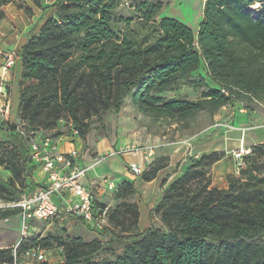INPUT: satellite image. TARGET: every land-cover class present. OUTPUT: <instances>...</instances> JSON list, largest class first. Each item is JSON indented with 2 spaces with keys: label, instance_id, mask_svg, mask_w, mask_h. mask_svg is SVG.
Listing matches in <instances>:
<instances>
[{
  "label": "trees",
  "instance_id": "trees-1",
  "mask_svg": "<svg viewBox=\"0 0 264 264\" xmlns=\"http://www.w3.org/2000/svg\"><path fill=\"white\" fill-rule=\"evenodd\" d=\"M19 1L0 0V24L4 7ZM254 5L260 8L257 17L249 10ZM51 7L53 16L17 55L23 72L15 135L23 152L12 148L17 157L3 154L0 167L10 166L21 189L15 180H0V199H20L41 185H25L41 171L30 155L36 134L60 138L59 124L67 122L86 140L91 120L118 115L128 97L152 124L185 129L205 112L213 118L236 103L264 105V0H204L197 31L160 18L164 0H56ZM200 70L205 75L194 80ZM184 84L193 85L200 98L163 96ZM225 156L214 151L192 158L165 180L151 211L159 225L139 231V208L129 200L138 189L125 181L123 201L112 213L97 202L107 209V225L96 239L31 235L17 261L40 247L61 249L58 264H264V144L242 157L238 173L227 176V188H214L210 169ZM169 164L166 157L156 158L140 179L154 181ZM14 262L13 247L0 248V264Z\"/></svg>",
  "mask_w": 264,
  "mask_h": 264
},
{
  "label": "rangeland",
  "instance_id": "rangeland-1",
  "mask_svg": "<svg viewBox=\"0 0 264 264\" xmlns=\"http://www.w3.org/2000/svg\"><path fill=\"white\" fill-rule=\"evenodd\" d=\"M38 1L39 5L35 4V0H20L19 2L10 6V8L12 9V13L16 15L14 23L17 27V30L20 32L19 34L25 32L29 27H32L33 25H37L39 23L40 18H29L31 17L30 15L33 14V9L37 12H46L50 9V13L53 14V7L51 6L56 0ZM164 4L165 8L160 13V18H173L187 25L194 31L198 30L199 24L201 23L203 18L204 0H164ZM30 7H32V9ZM249 10L254 17H257L260 13V8L258 5L250 7ZM2 23L4 24L5 22H1L0 28L3 27ZM15 25H13V27ZM14 68V72L12 71L14 73V76L12 77L11 81V94L8 101V108L10 110L11 119H7V121H4V119L0 117V145L3 146L0 148V157L3 154H7L8 157L12 159H14V156L17 155L15 152L11 151L12 148H16V146H18L23 152L20 141L15 135V126L18 124V80L21 71L20 63L18 61ZM204 75L205 72L200 70L195 74L194 80H197L199 76ZM8 91L9 88L6 87V92ZM163 96L167 98L186 97L188 99L196 100L200 98L201 93L196 91L193 85L184 84L177 90L164 94ZM239 105L240 103L235 104L237 111L235 126L233 127V129H239L238 127L241 125L251 126L255 123L261 124L260 120L256 118L253 119L248 115H241L238 109ZM241 105L243 108H248V113H264V105H259L256 103ZM229 110L230 107L228 111H226V114L220 113V115L217 114L213 118L206 112L202 113L196 118L193 123H191V126L188 129H185L181 125L173 123L152 124L150 120L143 117L136 111V109L132 105L131 98L128 97L122 107L121 112L118 115L106 113L91 120L90 130L86 140L80 139L76 131H74L73 127L67 122H61L59 124V129L63 134V138L69 140L68 142L74 141L75 147L77 149H82V154L85 159L88 162H92L93 165L97 162H100L101 158L107 157V159L102 163L104 165L98 168L99 172H102L101 169L103 167H109V162L112 158H116L120 162L121 167L124 169V173L116 172L113 173L110 177H107L105 174L101 177H97V179H95L96 181H94L97 182L95 188H98L100 190L97 192V194H95L98 202L108 207L109 212L112 213L123 201V199L120 197L122 194L123 183L131 177H136L132 174L130 165H128V163L124 161V158H131L132 156L138 154L140 150L139 146L147 144L146 142L149 143V140L151 141L150 143H152L154 146H157L154 147V150L156 148L159 150L165 148L167 145H176L177 142L188 140L190 148H192V150L189 151L187 155L188 166L192 158L198 159L203 155V150L208 151L212 147L219 148L218 145L222 141H227V139L229 140V138H231L230 134L232 131L230 130L232 128L231 123L233 120L227 118L231 115V112ZM48 134L52 135L53 133ZM245 137L247 140V145H253V143H257V141L264 140V126L260 128L250 127L249 129L244 131V138ZM125 140L126 142L129 141V143L124 144ZM213 143L215 144L212 145ZM175 150H178V148ZM216 151L223 152L220 150ZM180 152L186 153V149H182L180 150ZM211 152H214V150H210V152L207 153ZM239 152L240 150L230 152V155H228L227 159L224 161L225 167H229L230 164H233V162H235L234 158L241 165V160L235 157V154ZM165 154L166 153H163V150L158 151V154L154 159L158 157H166ZM166 158L170 160L169 157ZM16 160L17 159L15 158V161ZM181 163L182 160L179 162V165H181ZM99 164L100 163H98V165ZM179 168L180 166L176 167L172 174L178 172ZM210 176L212 180V187L214 188H222L223 181H226L227 177L226 171L223 167H218L214 171V173L212 167L210 169ZM217 176L222 177V179L220 178L219 180ZM105 178H107V183L105 182ZM0 180L4 182H11L12 180H15V189L17 191L21 189L19 186V180L12 173L9 165L0 167ZM39 180V173L33 172L32 176L29 179L25 180V185L28 186L33 182H39ZM110 182H112L116 186L115 189H109L108 186ZM139 188H141V185H139ZM142 191L143 190L141 188L140 195L129 198L130 202H138L140 204L145 203L146 206L150 205L153 200H148L146 193ZM142 209L144 210V208ZM143 216L144 222L142 223V227H144L145 222L149 221L144 213ZM4 220L5 219L0 216V248H11L16 241L17 222L14 217H10L8 222H5ZM155 224L159 225L157 220L155 221ZM48 225H50L49 229H47ZM52 232H59L62 234L65 233V235L69 239L82 237L86 242H89L92 238L88 236L89 233L87 232V230H85V226L80 221L71 222L70 220L67 222L55 218L50 222V224L48 222H37L33 224L32 235L34 237L46 236L47 234ZM120 251L121 249L118 250V252ZM62 254L63 253L61 249L52 250L49 252L47 263H37L31 261L29 263L58 264L62 260Z\"/></svg>",
  "mask_w": 264,
  "mask_h": 264
},
{
  "label": "built area",
  "instance_id": "built-area-1",
  "mask_svg": "<svg viewBox=\"0 0 264 264\" xmlns=\"http://www.w3.org/2000/svg\"><path fill=\"white\" fill-rule=\"evenodd\" d=\"M16 57L14 53L0 49V58L3 60L0 83V117L4 121H7L8 109L6 100L8 93L4 85V78L15 66ZM21 129L19 127L17 132L20 133ZM32 135L28 134V136ZM71 143L75 144L74 141H71ZM248 153V151L240 149V152L235 154V157L242 160V157ZM30 155L32 161L40 165L41 171L47 177V181L34 190L27 191L20 199L12 201L0 199V216L14 212L16 215L13 217L18 218L20 223L18 240L13 246L14 264H30V261L45 263L48 261L49 252L40 247L29 250L25 254L26 260L24 262L17 261V251L22 242L31 238L34 223H50L55 218L67 222L75 219L80 221L89 231L95 233L102 231L107 225V209H100L97 205L99 202L97 203L93 192L83 183L92 167H83L80 164L81 153L79 149L74 146L69 152H59L53 139L40 133L31 139ZM106 159L107 157H103L100 162L94 165L101 164ZM130 170L136 177H140L143 173V169L136 164L130 165ZM105 180L107 183V179ZM108 187L110 190L116 188L112 182L109 183ZM9 218H5L4 221L8 222Z\"/></svg>",
  "mask_w": 264,
  "mask_h": 264
},
{
  "label": "crops",
  "instance_id": "crops-1",
  "mask_svg": "<svg viewBox=\"0 0 264 264\" xmlns=\"http://www.w3.org/2000/svg\"><path fill=\"white\" fill-rule=\"evenodd\" d=\"M11 5L4 7L5 19L2 22H5V23L4 24L2 23L3 27L0 28V48L3 50L6 49L5 52L6 51L13 52L17 56L19 54V52L21 51V49L24 47V45L28 42L31 34H37L39 32L40 28L42 27V25L44 24V22L46 20H48L49 18H51L53 16V14L50 13V9L47 10L46 12H41V11L37 12L33 9L32 10L33 14H31L30 15L31 17H29V18L30 19L33 17H34V19L40 18L39 23L37 25H33L32 27H29L25 32H22L21 34H19L20 32L17 30V27L14 23L16 15H14V13H12V9L10 8ZM30 8L32 9V7H30ZM13 25H15L14 26L15 28L13 27ZM12 48H13V50H12ZM17 61L20 63V68H21L20 77L18 80V82H19L18 85H19L20 81H21L22 72H23V65H22L21 59L16 57L15 66L17 64ZM2 62H3V60H2V58H0V83H1V78H2V73H1ZM14 67L11 69V71L8 73V75L5 76V78H4V85L9 88V91L7 92L8 93V98L6 99L7 102L9 101V97L11 94V81H12V77L14 76V73H13L15 70ZM18 90H19V88H18ZM19 103H20V100H19ZM18 109H19V105H18ZM228 109H229V107H225L218 114L219 115H220V113L226 114V111H228ZM238 109H239V113L241 115H248L253 119L256 118V119L260 120L261 124L255 123L254 125H251V126L250 125H241L238 127L239 129H231L230 130V131H232L230 134L231 138H229V140L227 139V141H222L221 143L219 142L220 143L218 145L219 148H215V147L213 148L212 147L210 149V150H214V151L220 150V151H223L226 153L225 158L213 166V173L218 167L219 168L223 167L226 171L227 176L230 174H236L239 170L240 163L235 158H234L235 162H233V164H230L229 167H225V164H224V161L227 159L228 155H230V152L235 151V150L238 151L240 149H243V150L250 152L252 147H254L258 144H264V140H260V141H257V143H253V145L252 144L247 145L246 137L244 138V131L245 130L249 129L250 127L260 128V127L264 126L263 125L264 113L263 114H258L256 112L248 113V110L243 108L242 105H239ZM229 111L231 112V115L227 118L233 120L231 123L232 124L231 127L233 128L235 126L237 108L235 106H232V107H230ZM227 118H225V119H227ZM7 119H11V114H10L9 108L7 109ZM66 140L67 139L66 138L64 139L63 136L60 138L53 139V142H54L55 146L57 147V149L59 150V152H62V153L69 152L70 150H72L74 148L75 144L73 145L71 143V141L68 142L69 140H67V141ZM150 142L151 141L149 140V143L146 142L147 144H144L143 146H139L140 150H139L138 154H136V155L133 154L134 156H132L131 158H124V161L127 162L128 165L136 164V165L140 166L143 170H145L155 160L154 158L157 156L158 151L163 150V153H166L165 154L166 157H169L171 160L169 166L165 170L161 171L157 175V178L152 182L145 183L140 179V177H133V178L131 177L132 179L130 178L127 180V181L135 182L136 187L138 189V195H140L141 188H142V190H143L142 192L146 193L147 199L153 200L151 202V204L148 206H146L145 203L140 204L137 202V205L139 208V213H140L139 225H138L140 232L147 230L149 227H151V225L153 223H155L156 220L158 221L157 217L154 218L156 220H154V219L152 220L151 211L157 206V204L159 203V201L162 198V185L164 184L165 180L170 175H172V173L176 169V167L180 166L177 174H180L182 171H184L186 169L187 164H188L187 155H188V152L192 150V148H190V144L188 143V140H183V141L177 142L176 145H167L165 148H162L159 150L157 148H156L157 150L156 149L154 150V147H157V146H154ZM127 143H129V141L126 142V140H125L124 144H127ZM214 144L215 143H213L212 145H214ZM177 148H178V150H175ZM220 148H222V149H220ZM182 149H186V153L180 152V150H182ZM79 150L81 153V159L79 160L80 164L83 167H88V168L92 167V169L89 170V172H88L86 178L84 179L83 183L89 190H91L93 192V194L96 198L95 194H97V192L100 190L98 188H95V185L97 183V182H94V181H96L95 179H97V177H101L102 175H105V174L107 177H110L113 173H116V172L124 173V169L121 167L120 162L116 158H112V159H110L109 167H103L101 169L102 172H99L98 168L102 167L104 164L101 163L99 165H93L92 162H88L85 159V157L82 154V149H79ZM210 150H208V151L203 150L202 153L205 154L207 152H210ZM160 153H162V152H160ZM181 160H182V163H181V165H179V162ZM38 173H39V179L40 180L37 183L38 184H44L47 181L46 175L42 171H40ZM221 176H223V175H221ZM173 177H171V179ZM217 178H219V180H220V178L222 179V177H220V176H217ZM105 179H107V178H105ZM139 185H141V188H139ZM225 188H227V177H226V181H223L222 188H218V189H225ZM96 200H97V198H96ZM97 202H98V200H97ZM142 208H144V210ZM143 213L149 219L148 222L144 223V227H142V223L144 222ZM14 219L17 222L16 241L14 243V245H15L17 240H18L20 223H19L18 218L14 217ZM76 221H78V220L71 219V222H76ZM49 227H50V225H48L47 229H49ZM85 230H87V232L89 233L88 236L92 237L90 241H92L98 237L97 233L91 232L87 228H85ZM42 237H45V236H42Z\"/></svg>",
  "mask_w": 264,
  "mask_h": 264
}]
</instances>
